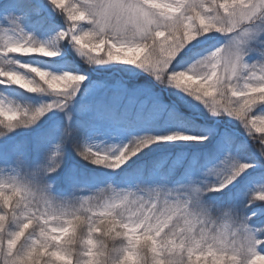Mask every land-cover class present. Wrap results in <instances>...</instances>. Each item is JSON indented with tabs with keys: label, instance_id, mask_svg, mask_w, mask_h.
Instances as JSON below:
<instances>
[{
	"label": "snow or ice",
	"instance_id": "obj_1",
	"mask_svg": "<svg viewBox=\"0 0 264 264\" xmlns=\"http://www.w3.org/2000/svg\"><path fill=\"white\" fill-rule=\"evenodd\" d=\"M0 264H264V0H3Z\"/></svg>",
	"mask_w": 264,
	"mask_h": 264
},
{
	"label": "rangeland",
	"instance_id": "obj_2",
	"mask_svg": "<svg viewBox=\"0 0 264 264\" xmlns=\"http://www.w3.org/2000/svg\"><path fill=\"white\" fill-rule=\"evenodd\" d=\"M2 2H3V0H0V3H2ZM77 158L79 161V157H75V154L73 153V154H71V158L69 159V162H71V159L77 160Z\"/></svg>",
	"mask_w": 264,
	"mask_h": 264
},
{
	"label": "trees",
	"instance_id": "obj_3",
	"mask_svg": "<svg viewBox=\"0 0 264 264\" xmlns=\"http://www.w3.org/2000/svg\"><path fill=\"white\" fill-rule=\"evenodd\" d=\"M75 161H78V158H77V160H75Z\"/></svg>",
	"mask_w": 264,
	"mask_h": 264
}]
</instances>
